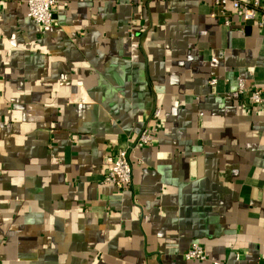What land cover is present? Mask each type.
Wrapping results in <instances>:
<instances>
[{
	"label": "crops",
	"instance_id": "crops-1",
	"mask_svg": "<svg viewBox=\"0 0 264 264\" xmlns=\"http://www.w3.org/2000/svg\"><path fill=\"white\" fill-rule=\"evenodd\" d=\"M57 2L39 27L0 0V264L264 260V96L236 91L264 92V31L212 0ZM156 105L131 186L102 184ZM192 242L206 261L184 259Z\"/></svg>",
	"mask_w": 264,
	"mask_h": 264
},
{
	"label": "built area",
	"instance_id": "built-area-1",
	"mask_svg": "<svg viewBox=\"0 0 264 264\" xmlns=\"http://www.w3.org/2000/svg\"><path fill=\"white\" fill-rule=\"evenodd\" d=\"M129 5L138 0H121ZM57 0H26L27 16L37 26L45 27L53 23L57 13ZM213 10L211 16L219 18L222 25L229 27L236 19L242 25L253 23L264 31V3L260 0H212ZM238 32L244 34V28ZM219 56H222L220 52ZM215 79H210L209 84L214 85ZM245 81L238 79L237 94L248 107H254L262 103L264 92L258 88H252L247 94ZM247 94V95H246ZM161 108L156 105L150 115L147 124L134 141L124 148L115 149L105 155L103 160L104 173L101 183L113 186L117 191L128 189L132 183V167L129 154L135 147H143L153 143L154 135L160 130ZM185 260L206 261L208 254L205 249L196 242L190 243L183 252ZM238 254L236 255V259ZM211 264H223L213 261ZM254 264H264V260Z\"/></svg>",
	"mask_w": 264,
	"mask_h": 264
},
{
	"label": "rangeland",
	"instance_id": "rangeland-1",
	"mask_svg": "<svg viewBox=\"0 0 264 264\" xmlns=\"http://www.w3.org/2000/svg\"><path fill=\"white\" fill-rule=\"evenodd\" d=\"M57 3H58V2H57ZM57 5H58V4H57ZM140 132H141V131H140ZM140 132H139V133H140ZM137 136H138V135H137ZM153 139H154V138H153ZM135 148H136V147H135ZM130 152H131V151H130ZM129 161H130V160H129ZM130 164H131V163H130ZM102 184H103V183H102Z\"/></svg>",
	"mask_w": 264,
	"mask_h": 264
}]
</instances>
